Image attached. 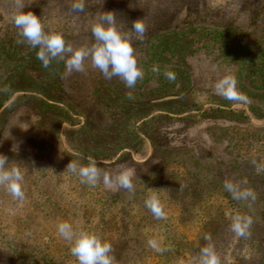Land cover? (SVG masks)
Returning a JSON list of instances; mask_svg holds the SVG:
<instances>
[{
	"label": "rangeland",
	"instance_id": "rangeland-1",
	"mask_svg": "<svg viewBox=\"0 0 264 264\" xmlns=\"http://www.w3.org/2000/svg\"><path fill=\"white\" fill-rule=\"evenodd\" d=\"M75 2L35 0L24 10L39 16L45 33L85 49L95 43L91 29L101 11L113 12L123 32L141 19L146 31L133 48L143 78L132 88L106 79L91 57L84 72L66 75L57 58L58 77L32 73L39 85L2 108L0 154L6 167L21 170L24 199L0 185V264H78L58 232L61 222L109 242L112 264H199L209 243L220 264H264V117L252 112L264 115V0H83V12L71 10ZM12 12V0H0L1 38L20 36ZM225 74L236 77L245 99L216 94ZM42 84L58 99L37 91ZM168 96L179 97L157 102ZM131 141L133 148L117 151ZM88 156L110 174L132 169L134 190L107 189L102 178L82 183L67 165L87 164ZM226 181L255 198L233 199ZM150 192L166 219L145 206ZM236 214L251 217L249 235L232 231ZM150 239L166 250L149 247Z\"/></svg>",
	"mask_w": 264,
	"mask_h": 264
},
{
	"label": "clouds",
	"instance_id": "clouds-1",
	"mask_svg": "<svg viewBox=\"0 0 264 264\" xmlns=\"http://www.w3.org/2000/svg\"><path fill=\"white\" fill-rule=\"evenodd\" d=\"M34 2L35 0H12V21L23 38L17 42L27 43L32 48H38L36 56L42 62L43 67L47 68L52 60L59 58L65 62L66 75H71L74 71L84 72V61L87 57H91L92 67L99 69L106 79L119 77L126 87L132 88L136 85L137 80L143 78V72L138 67L133 48V40H143L146 31L141 19L132 23L130 32H123L119 30L116 15L113 12L101 11L91 29L95 39L92 47L90 49L73 48L71 45L66 46L62 34L45 33L39 16L32 11L24 10L27 5ZM84 9L83 0L71 4V10L74 12H83ZM66 56L67 59H65ZM153 71H158V69L154 68ZM165 75L169 80L175 79L171 72H166ZM215 91L217 95L226 100L245 99L238 92L237 79L232 74H225L220 78L215 84ZM8 160L7 156L0 154V185L5 186L14 198L23 200L22 172L16 166L6 167ZM86 160L87 164L84 165L73 161L67 165L69 171L78 173L82 183L95 186L102 178L107 189L113 191L119 188L134 190L132 169L121 167L110 174L98 167L96 159L92 156L86 157ZM224 187L232 194L233 199L255 198V194L251 190L242 189L239 184L232 181H226ZM145 206L156 219H166L164 207L157 193H149L145 200ZM252 223L251 217L236 214L232 217L231 229L237 236L243 237L250 234L248 229ZM58 232L65 240L71 242L70 252L77 259L78 264H112L111 244L94 232L84 229L74 230L72 224L68 222H61L58 225ZM204 239L210 241L211 237L206 235ZM148 246L157 252L166 250L159 247L155 239L148 240ZM199 264H220L219 257L211 243L200 249Z\"/></svg>",
	"mask_w": 264,
	"mask_h": 264
},
{
	"label": "trees",
	"instance_id": "trees-1",
	"mask_svg": "<svg viewBox=\"0 0 264 264\" xmlns=\"http://www.w3.org/2000/svg\"><path fill=\"white\" fill-rule=\"evenodd\" d=\"M6 37L3 38L0 37V67L5 68L3 75L0 76V119L2 118L3 115V112L1 111L2 108L10 101V99L16 92L30 90L33 88L32 85L34 84L39 85L40 83L39 80L34 79L32 73L43 72L45 74H48L55 72L57 73L56 75L57 77L60 74L59 71H57V68L55 70H52L53 69L52 61L47 68L43 67L42 62L38 60L36 56V53L39 50L38 48H32L27 43H18L17 41L23 39L21 36H17L16 38L14 36L8 39ZM224 45L226 46V48H230L227 46L228 42L225 41ZM238 47H241V44H239ZM231 50H234L233 47L231 48ZM42 87L44 89L40 88L37 91H39L42 95L46 96L47 98L58 99L57 96H54L53 94L45 90L46 85L42 84ZM40 101L41 103H44L45 107L49 105L47 102H45L42 99ZM113 101L117 102V100L115 99ZM125 106L133 107L132 105H125ZM125 109H126L125 111H129L127 110L128 108ZM252 112L254 113V115H256L259 118L264 117V115L259 114L257 110L253 107H252ZM65 115H66L65 117H67V114ZM66 119H68L70 123L73 122L72 118H70L69 116ZM142 133L151 138L150 133L147 130H144ZM131 136L139 139L141 137L140 134L134 132L132 133ZM125 148H133L132 141L127 142V144H125L124 147L118 148L117 151L120 152ZM118 152H115V154L114 153L111 154V156L115 157L117 155L116 153ZM95 157L98 156L96 155ZM102 157L104 159L110 158V156H102Z\"/></svg>",
	"mask_w": 264,
	"mask_h": 264
},
{
	"label": "water",
	"instance_id": "water-1",
	"mask_svg": "<svg viewBox=\"0 0 264 264\" xmlns=\"http://www.w3.org/2000/svg\"><path fill=\"white\" fill-rule=\"evenodd\" d=\"M179 96H168V97H164L162 99H159L157 100V102H161V101H164V100H169V99H172V98H178Z\"/></svg>",
	"mask_w": 264,
	"mask_h": 264
}]
</instances>
